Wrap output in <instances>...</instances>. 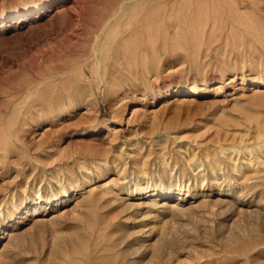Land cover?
Returning a JSON list of instances; mask_svg holds the SVG:
<instances>
[{"label": "rangeland", "instance_id": "obj_1", "mask_svg": "<svg viewBox=\"0 0 264 264\" xmlns=\"http://www.w3.org/2000/svg\"><path fill=\"white\" fill-rule=\"evenodd\" d=\"M122 1L0 0V247L23 223L0 264H123L156 238L140 264H264V219L215 203L264 217V0L127 4L132 25L102 51L99 83L90 45ZM58 173L78 185L59 199ZM164 186L196 210L150 206Z\"/></svg>", "mask_w": 264, "mask_h": 264}, {"label": "bare ground", "instance_id": "obj_2", "mask_svg": "<svg viewBox=\"0 0 264 264\" xmlns=\"http://www.w3.org/2000/svg\"><path fill=\"white\" fill-rule=\"evenodd\" d=\"M138 0H125V1H122L117 9L115 11H113L100 25V28L99 30L97 31L96 35L94 36V39L93 41L91 42V45H90V55L92 57V59L94 60L95 62V72H96V76L99 80V83L100 82H104V73H105V70H106V67H103L102 66V61L100 60V55L102 54V51L105 49V47L107 45H110L111 43L113 44L114 42L117 41L118 38H121L122 35H123V32L121 30H125V31H128L130 30V27L132 24H130L131 21L128 20V16L127 14L124 12V7L127 5V4H131L132 2H137ZM253 1V0H252ZM241 3V6L245 3V0H241L240 1ZM255 3V2H254ZM255 6V5H254ZM253 6V7H254ZM252 7V8H253ZM46 8H49V7H46ZM44 8V9H46ZM258 8V7H257ZM63 10H65V8H63V6L61 5L60 7H57L56 9H54L53 13L54 14H58L60 12H62ZM40 10H38L39 12ZM133 11H131L130 13H132ZM133 14V13H132ZM136 16L138 15L137 13H135ZM29 14H24L22 15L21 17L18 18L19 19H24L28 16ZM34 17H36L37 15V12L34 13ZM136 18V17H135ZM137 19V18H136ZM132 22H133V19H132ZM136 23V22H135ZM139 26V24H138ZM141 26V25H140ZM139 29V28H138ZM135 31V30H134ZM126 33V32H125ZM134 33V32H133ZM136 34V33H135ZM134 35V34H133ZM134 37V36H133ZM118 42V41H117ZM124 43V42H123ZM167 48V47H166ZM111 49V48H110ZM148 49V48H147ZM108 51V50H107ZM109 52V51H108ZM122 52V51H121ZM146 51L144 52V55ZM171 53H174L173 50H171ZM137 54V53H136ZM134 56H136L134 54ZM122 57V55H121ZM178 58V57H177ZM175 59V58H174ZM113 59H111L112 61ZM113 64V63H112ZM194 86V84H193ZM194 89V88H193ZM177 100V99H175ZM182 100L178 99L177 101H173V102H181ZM172 102V103H173ZM179 104V103H178ZM3 136V135H2ZM8 136V135H7ZM17 136V135H16ZM15 136V138H17ZM9 137V136H8ZM10 138V137H9ZM3 139V138H2ZM3 145V143H2ZM1 146V145H0ZM2 148V146H1ZM260 149L264 148V144H261L259 146ZM5 149V148H4ZM221 150V149H220ZM1 151V150H0ZM3 151V150H2ZM236 152L237 154V150L235 149H232V148H227V149H222L220 151V155H223V156H226V160L228 162H233V164H230L231 166V169L232 171H237L238 170V167H237V164H236V161L235 159H232L231 155L232 153ZM233 157V156H232ZM216 161V160H215ZM214 161V162H215ZM201 162V161H200ZM188 164V163H187ZM248 164H250L248 162ZM262 165H264V160L260 163ZM196 165V164H195ZM199 165V164H197ZM196 165V166H197ZM188 166V165H187ZM199 169L200 167H202V163H200V165L198 166ZM241 168V167H240ZM45 169V168H44ZM57 169V168H56ZM198 169V168H197ZM212 171L214 172V168H211ZM139 171H142V170H139ZM60 172V171H59ZM140 173V172H139ZM212 173V172H211ZM236 173V172H235ZM89 173H86V174H82V177L87 180L89 175ZM56 175V174H55ZM201 175V174H200ZM218 177V176H217ZM216 177H214L215 179ZM75 177L73 175L70 176V179H67L65 180L63 178V176H61L59 173L56 175V177L54 178L55 182L53 185H50L49 186V191H50V194L52 196V198H58L59 195H62V196H66L67 197V194H68V190H75L76 191V188L78 187V185H73V182H75ZM225 179V178H224ZM53 180V181H54ZM227 180V179H226ZM164 185V184H163ZM158 187V186H156ZM70 188V189H69ZM130 189V188H129ZM162 189V188H161ZM135 191H137L138 193H141L143 190H144V187H142V184L141 185H138L135 187L134 189ZM149 190V189H148ZM155 190V189H154ZM181 190V189H180ZM44 188L41 186L39 187L38 189L36 190H33V194L34 196L38 199V200H43V201H48L47 199L49 198H46V196L44 195L46 192H44ZM90 191V190H89ZM88 191V192H89ZM157 191V190H156ZM172 191V187L171 186H164V189L161 191L160 194H151L149 197L150 198H153L154 200H151L150 201V206L152 207H158L161 211H164L165 213H167L168 215H170L172 217V219L176 218V217H183L184 218V215H186L187 213H189V211H194L196 210V207L193 205H189L188 207L186 208H182L179 203L180 201L183 200V197L181 195H172L171 198H173L171 201H167V198L168 195H170ZM128 193L132 194L133 191L131 190H128L127 191ZM146 192V191H145ZM144 192V194H145ZM178 192V191H177ZM184 192V191H183ZM181 193V192H180ZM189 193V192H188ZM141 195V194H140ZM33 196V197H34ZM69 196V195H68ZM171 196V195H170ZM26 197V196H25ZM129 197V196H128ZM12 199V198H11ZM59 199V198H58ZM56 200V199H55ZM127 200V199H126ZM204 200V199H202ZM13 201V200H12ZM66 201V200H64ZM63 201V202H64ZM66 203V202H65ZM133 203V202H132ZM215 203L220 205L221 206V214H226L228 215L229 214H236V216H238L241 220L244 218V220H247L248 222H253V223H257L258 221L260 220H263L264 217L262 218V215L260 214V212L257 210V209H249V208H246V209H237L234 207V202H227L225 200H221V198H217L215 200ZM128 204V203H127ZM38 205V204H37ZM142 205V203H137L135 205H132L130 207H133V206H137V207H140ZM196 205V204H195ZM204 205V203H199L197 205V207H201ZM236 205V204H235ZM44 206V205H43ZM37 207V206H36ZM39 207V206H38ZM74 207V206H73ZM77 206H75L76 208ZM17 208V206L15 207ZM74 208V210H75ZM78 208V207H77ZM37 209V208H34V210ZM30 210L26 211L25 213L28 214ZM70 211V210H69ZM75 213V211L73 212ZM73 213H69V215H73ZM9 214V213H8ZM13 214V213H12ZM11 214V215H12ZM2 216L1 212H0V217ZM27 216V215H26ZM19 218V217H18ZM64 218V217H63ZM60 214L59 215H56L55 216H52L51 218H49V223L51 225L54 224L55 222L57 221H60L63 219ZM17 219V218H16ZM41 220V219H40ZM36 222L39 221V219H36L35 220ZM264 221V220H263ZM262 221V222H263ZM2 222L1 218H0V223ZM4 223V222H3ZM22 223V220L21 219H18L17 221H11L9 223V225L7 226L8 230H5L6 232H3V237L5 238L4 240H6V242L0 247V263H1V253L12 243V241L14 240L15 241V234L13 233L16 228ZM48 223V224H49ZM23 224V223H22ZM21 224V225H22ZM35 224V223H34ZM237 223H233V226H236ZM244 224V223H243ZM1 225V224H0ZM240 225V224H239ZM32 227V226H31ZM240 227V226H238ZM236 228V227H235ZM249 228V227H248ZM35 229H38V228H35ZM241 229V228H240ZM244 229V228H242ZM251 229V228H250ZM253 229V228H252ZM107 231V229H106ZM238 231V230H237ZM243 231V230H242ZM151 232H149L148 235H151L150 234ZM146 234V233H145ZM1 237V239L3 238ZM149 237V236H148ZM230 237V236H229ZM231 238V237H230ZM149 241V239H148ZM160 242V239L159 238H156L154 239V241L150 244H148V246L144 247V246H140L137 250H132L128 255H134V258L132 259H129V260H125V262L123 264H140L139 263V260L140 258H143L148 252H152L155 248V245ZM149 243V242H148ZM145 244V243H144ZM110 249V248H109ZM107 250V248H105L104 252ZM109 251V250H108ZM107 252V251H106ZM86 259V258H85ZM84 259V260H85ZM142 261V260H140ZM87 262V261H86ZM97 262V263H96ZM94 264H114V262H110L107 258H104L103 256L102 257H99V260H97ZM143 262V261H142ZM147 262V261H145ZM145 264H151L150 261H148L147 263Z\"/></svg>", "mask_w": 264, "mask_h": 264}]
</instances>
